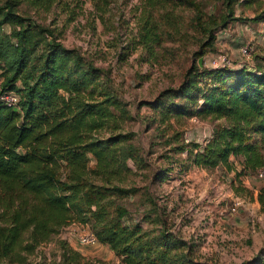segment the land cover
Listing matches in <instances>:
<instances>
[{
    "label": "trees",
    "instance_id": "1",
    "mask_svg": "<svg viewBox=\"0 0 264 264\" xmlns=\"http://www.w3.org/2000/svg\"><path fill=\"white\" fill-rule=\"evenodd\" d=\"M182 1L194 8L196 24L206 33L201 49L211 47L213 31L225 27L226 20L209 24L201 20L196 1ZM235 1L222 0L228 11ZM53 3L62 7L64 1L0 0V96L6 91L17 96L11 106L0 98V264L25 261L37 244L46 242L70 218V211H76L79 220L90 217L96 241L122 255L124 264H160L134 236L138 224L121 223L125 207L115 208L111 223L94 224L98 209L90 206L97 203L99 191L125 195L133 191L108 185L110 169L115 173L118 167L127 169L126 160L135 158L133 145L123 142L131 133L117 131L118 118H127L128 111L101 87L104 69L62 44L53 28L20 12L21 6L34 13L48 10ZM249 21H264V10ZM139 41L149 48L157 38L147 27ZM142 103L157 111L159 122L171 116L219 120L201 142L183 140L173 147L176 153L184 152L190 163L230 169L228 157L241 155L242 168L254 172L264 166V68L260 64L189 65L175 88H164ZM100 129L109 132L98 136ZM88 154L94 159L90 172ZM96 175L103 178L101 185L95 184ZM257 200L264 208V186ZM152 207L156 210L155 204ZM157 230L162 246L172 249L184 243L165 226ZM252 263L264 264V258Z\"/></svg>",
    "mask_w": 264,
    "mask_h": 264
},
{
    "label": "rangeland",
    "instance_id": "2",
    "mask_svg": "<svg viewBox=\"0 0 264 264\" xmlns=\"http://www.w3.org/2000/svg\"><path fill=\"white\" fill-rule=\"evenodd\" d=\"M60 1H64L62 7L53 3L48 10L33 13L21 6L20 12L53 28L62 44L76 48L90 63L104 69L101 87L128 111L127 118H118L117 131L131 133L123 142L134 147L135 158L126 160L127 169L118 167L120 171L115 173L111 168L108 181L109 186L132 187L133 191L126 195L99 191L97 203L90 206L98 209L94 224L111 223L115 208L125 207L121 223L138 224L133 227L134 236L160 264H253L252 260L264 258V208L257 200L264 178L242 168L241 155H230L231 167L226 169L221 164L195 165L184 152L173 150L183 140L201 142L219 120L171 116L159 122L157 111L142 103L164 88H175L189 65L218 66L214 63L219 64L217 56L222 54L230 66L248 65L250 58L253 65L264 61V47L248 41L243 24L264 10V0H236L230 6L232 11L222 0H194L201 20L209 24L226 20L225 27L213 31L212 46L203 49L200 43L206 33L196 24L194 8L182 0ZM147 27L157 38L149 48L139 41ZM227 27L228 38L235 39L232 47L219 37ZM245 43L253 49L248 59L238 51ZM108 132L100 129L95 133L105 136ZM93 165L88 154L89 172ZM93 178L96 185L103 183L101 175ZM86 220L70 211V218L56 233L37 244L25 261L13 264H124L122 255L107 244L78 242V233L88 229L93 233L92 219ZM159 226L184 243L172 249L162 246L155 235Z\"/></svg>",
    "mask_w": 264,
    "mask_h": 264
},
{
    "label": "built area",
    "instance_id": "3",
    "mask_svg": "<svg viewBox=\"0 0 264 264\" xmlns=\"http://www.w3.org/2000/svg\"><path fill=\"white\" fill-rule=\"evenodd\" d=\"M252 50L253 49L251 47V44L249 45V43L242 44L238 48L239 53L244 57V59L249 58V55L251 54ZM217 57H218L219 64L217 62H215L214 65L230 66L226 62V56L224 54H222L221 56H217ZM240 65H246V64H240ZM0 98L3 100V102L7 106H11L17 100V96L13 91L4 92L0 96ZM254 175L256 178H259V179L264 178V166H260V167L256 168L254 171ZM77 240L80 244H87V243L93 244V243L97 242L93 233L89 229L86 231H82V232L78 233L77 234Z\"/></svg>",
    "mask_w": 264,
    "mask_h": 264
},
{
    "label": "crops",
    "instance_id": "4",
    "mask_svg": "<svg viewBox=\"0 0 264 264\" xmlns=\"http://www.w3.org/2000/svg\"><path fill=\"white\" fill-rule=\"evenodd\" d=\"M246 22L247 23L243 22V24H244V26L247 27V28H245L244 33L248 36V41L251 44L260 43L264 47V35H263V33H264V21L251 22V21L247 20ZM3 27H4L3 29L5 31L8 29L7 25H4ZM228 36H229V31H228V27H227L223 30L222 34H220L219 37H220V39L226 38V41L223 42V44H226V45H229L232 47L235 45V39L228 38ZM256 61L257 60H255V62ZM248 64H252V58L249 59ZM257 64H260L261 67L264 68V61H259ZM238 66H240V64H238V63H235L232 65V67H238ZM250 66H254V65L252 64ZM211 67H214V66H211Z\"/></svg>",
    "mask_w": 264,
    "mask_h": 264
}]
</instances>
